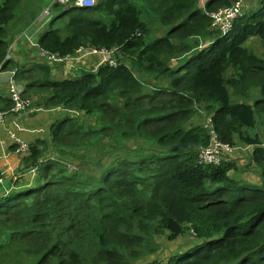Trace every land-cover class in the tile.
I'll return each mask as SVG.
<instances>
[{
    "label": "trees",
    "instance_id": "1",
    "mask_svg": "<svg viewBox=\"0 0 264 264\" xmlns=\"http://www.w3.org/2000/svg\"><path fill=\"white\" fill-rule=\"evenodd\" d=\"M25 1L0 0V65L17 69L28 100L55 119L52 135L22 158L34 184L0 197V264H264V140L251 133L264 127V2L243 6L224 37L208 13L240 0L56 5L38 50L64 58L80 48L120 51L130 63L96 73L92 63L67 79L68 65L9 62V28ZM159 27L166 33L152 36ZM210 130L249 151L250 167L236 154L201 164ZM187 236L195 241L179 251L161 247Z\"/></svg>",
    "mask_w": 264,
    "mask_h": 264
},
{
    "label": "built area",
    "instance_id": "2",
    "mask_svg": "<svg viewBox=\"0 0 264 264\" xmlns=\"http://www.w3.org/2000/svg\"><path fill=\"white\" fill-rule=\"evenodd\" d=\"M56 1V0H55ZM61 3L67 4L69 0H59ZM80 8L82 7H91L87 0H77V4ZM50 9H46L39 19L38 23L44 24L47 23L48 17L50 15ZM210 19L212 20V27L218 30L222 35L226 36L231 33L234 29V25L239 18L243 17V0L238 1L232 7H227L218 10L217 12L209 14ZM18 47V42L15 41L9 50V54L16 50ZM37 50V58L42 61H46L47 64L52 66L57 65H68L70 68L74 67L77 63H80L90 57H98L99 65L109 64L111 67L116 66L117 63L114 58L113 51H107L105 49H89V48H80L76 51V53L71 57H60L54 54H48L45 51ZM9 58V56H8ZM4 64L0 65V79L6 78L8 81V92L10 99L12 101V108L9 111L0 112V133L3 131L7 132L9 138L14 144L16 154L23 158L30 153L31 144L29 142L21 139L17 132H27L26 129L23 128L20 124L21 118H27V115L32 111L36 113L40 109L33 108L30 100L22 97V91L19 89V86L16 82V72L15 71H7L4 68ZM97 66V67H98ZM14 117L12 126L16 128L12 130L9 127V118ZM211 121L208 120L206 122V128L209 127ZM210 144L207 148L202 149L199 154L200 163L204 165H215L219 166L225 160V156L227 154L232 153L233 148L229 144H224L220 141L217 134L210 130ZM223 159V160H222ZM4 179H0V184H3Z\"/></svg>",
    "mask_w": 264,
    "mask_h": 264
},
{
    "label": "rangeland",
    "instance_id": "3",
    "mask_svg": "<svg viewBox=\"0 0 264 264\" xmlns=\"http://www.w3.org/2000/svg\"><path fill=\"white\" fill-rule=\"evenodd\" d=\"M52 1L53 0H26L25 1L24 6L22 7L20 13L18 14V18L16 20L17 22L14 23L9 28L10 32H12V36H11L12 38H10V40L8 42L9 45L11 46L15 41H17L18 42V47H19V50H17V51L14 50V51H12L9 54V62L10 61H12V62L15 61L16 60L15 58H17V59L22 61L25 58V56L30 57L32 59H33V56H35V55L37 56V54H36L37 51L34 50V49H37V47H38L37 40L39 39V36L42 33V31L46 28V26H44V24H40V23H38V21L41 18L43 10H45L48 6H50L51 3H53ZM100 1L101 0H87V2L90 5H92L91 7H94L95 4H99ZM115 1L120 2V1H124V0H110L109 3L110 4H114ZM261 1L264 2V0H243V6L246 8L245 11L255 10L260 5ZM129 2L136 4L137 0H129ZM201 3H202V1H201ZM202 7L204 8V3H202ZM35 10H39V12L37 13V16L35 18L36 20H34V22H33V24L31 26H29L27 29H25L22 32V30H20V28L22 27L23 22L26 19H29L28 17L30 16V13L35 11ZM74 10L78 11V9H74ZM245 11L243 9V16H244V12ZM74 13L75 12L67 13L65 15V19L64 20L66 22H68L71 19V17L74 15ZM52 15H53V13H52ZM140 16L144 20L147 19V16H146V14L144 12V8H142L140 10ZM164 33H166V30H163L160 27L159 28H154V30L152 32V36L159 37V36H163ZM222 37H224V35H222ZM197 41H200V46L204 47V42H201V40H197ZM192 43L195 44L196 42H192ZM258 45H259V43H256L254 45L255 52L257 54H259V55H262L263 54L262 47L258 46ZM32 50L35 53L33 55H32ZM113 53H114V57L117 59L118 64L119 63H124L128 67L130 66V63L128 62V60L125 57H123L121 55L120 51H113ZM188 58L189 57H186V58L180 59L178 61L179 68H181V67H183L185 65L184 63L188 60ZM90 64L93 65L92 68H96V66L99 65V58L98 57H90V58H88V59H86V60H84V61H82L80 63H77L76 65H74V67L68 68L67 70H65L64 76L67 79H70L69 76L71 75L72 72L76 71L78 67L83 69V68H86L87 66H89ZM28 65H31V64L27 63V62H25L23 64V66H25V67H28ZM12 67L13 66H11L10 68H12ZM7 71H15L16 72L18 70L13 68V69H9ZM19 74L20 73L16 72V76L15 77H16L17 85L19 86V89L22 91V97H24L25 99H28L29 97H27V94H25V92H24V91H26V89L22 90V87H21V86H24V84L23 83H19V82H21V81L18 80L19 79ZM151 84L154 85V83H151ZM164 86H166V84L163 83V87ZM0 87H2L4 90L6 89V87L8 88V81L6 80V78L0 79ZM6 91H8V89H6ZM8 94H9V92H8ZM30 101L32 103V107L36 108V106L34 104L36 102V100H30ZM9 110L10 109H5V110H1L0 112L9 111ZM39 113H40L39 111H37L36 113H34L32 111L31 113H29V115H27V117L31 118L34 115H37ZM87 121H88V118H87ZM90 122H88V123H90ZM204 125L206 126V122H205ZM257 132H260L259 133L260 139L264 140V127L262 128V126L260 124H258L256 129L251 130V133L256 134ZM263 147H264V144H263ZM239 151L241 152V148H238V147L237 148H233L232 153L227 154V155H230L229 157H231V156L236 154L235 155L236 163H240V164L243 163L244 165H248L250 167L251 159L249 158L250 157L249 151H245V152H242V153H240ZM97 154L98 153H93V155H88V158L91 160L92 157L97 155ZM53 156L54 155H51L50 157H53ZM52 161H57V160L53 159ZM109 163L110 162H108L107 164H109ZM96 169L98 171H101V169H99V168H96ZM248 171L252 174L253 170H248ZM244 178H246V177H242V178H240V180H244ZM246 179L248 180V178H246ZM181 241H182V243L177 242V243L174 244V243H170L169 241L164 240L163 242L161 241V243H162L161 247H163V249L168 250L169 246H170V247H173L174 251H179L182 248L186 247L187 245L193 243L195 240L192 237H188L187 236L185 238H182ZM161 251L163 253L162 254L163 256L167 255V253H165L164 250H161Z\"/></svg>",
    "mask_w": 264,
    "mask_h": 264
},
{
    "label": "crops",
    "instance_id": "4",
    "mask_svg": "<svg viewBox=\"0 0 264 264\" xmlns=\"http://www.w3.org/2000/svg\"><path fill=\"white\" fill-rule=\"evenodd\" d=\"M60 5L63 7L68 6L69 4H61L59 1H54V6ZM19 50V47L16 48V51ZM32 54H35L32 52ZM37 59V56H33ZM70 68V67H69ZM65 68V70H67ZM63 71V73L65 72ZM75 75V74H74ZM74 78V77H73ZM7 89V87H6ZM0 87V107L2 110L10 109L3 108L5 106V101L9 102L8 106L12 108V102L8 91ZM5 91V92H4ZM40 109V108H39ZM1 111V110H0ZM39 114L34 115L31 118H21L20 124L26 129L27 132H17L18 136L26 142H29L31 145L37 144L39 141L44 140L46 137L52 135V124L55 119L53 113H49L42 109L39 110ZM14 117L9 118V127L12 130L16 131V128L11 125L13 123ZM21 163L22 158L19 157L14 148V144L9 138L7 132L1 131L0 133V179H4L3 184H0V197H4L8 194L15 185L17 187H23L27 185H33L36 181L37 175L35 173H28L23 175L21 172ZM17 182H20L18 185ZM16 188V187H15ZM16 190V189H15Z\"/></svg>",
    "mask_w": 264,
    "mask_h": 264
},
{
    "label": "clouds",
    "instance_id": "5",
    "mask_svg": "<svg viewBox=\"0 0 264 264\" xmlns=\"http://www.w3.org/2000/svg\"><path fill=\"white\" fill-rule=\"evenodd\" d=\"M54 1L55 0H53L52 2L53 3H51V5L50 6H48L47 8L48 9H50L51 7H54ZM56 1H59V0H56ZM202 1V3H204V0H201ZM60 2V1H59ZM61 3V2H60ZM202 3H201V5H202ZM61 4H64V3H61ZM67 4H70V3H67ZM77 4V1L74 3V4H71V6H69V7H72V8H74V9H78V10H86V9H93V8H95L98 4H95L94 5V7H82V8H80L78 5H76ZM206 7V5H205V3H204V8ZM51 11V10H50ZM51 14H52V12H51ZM208 16H209V13H208ZM115 58V57H114ZM115 61H116V63H117V65H118V62H117V59L115 58ZM116 65V66H117ZM103 66V65H102ZM102 66H96V68H92L93 70V72H97L98 71V68L99 67H102ZM116 66H113V67H116ZM111 67V66H110ZM96 70V71H95ZM12 102V101H11ZM31 173H35L36 174V172L34 171H32Z\"/></svg>",
    "mask_w": 264,
    "mask_h": 264
},
{
    "label": "water",
    "instance_id": "6",
    "mask_svg": "<svg viewBox=\"0 0 264 264\" xmlns=\"http://www.w3.org/2000/svg\"><path fill=\"white\" fill-rule=\"evenodd\" d=\"M175 147H181V146H175Z\"/></svg>",
    "mask_w": 264,
    "mask_h": 264
}]
</instances>
